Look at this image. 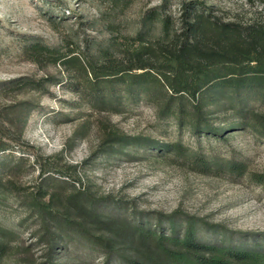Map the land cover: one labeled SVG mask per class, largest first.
Listing matches in <instances>:
<instances>
[{
  "label": "rangeland",
  "instance_id": "1",
  "mask_svg": "<svg viewBox=\"0 0 264 264\" xmlns=\"http://www.w3.org/2000/svg\"><path fill=\"white\" fill-rule=\"evenodd\" d=\"M194 11L264 26V0H0V264H120L114 252L129 245L112 219L166 231L195 221L205 241L264 247L253 177L264 175V132L250 117L264 113V86L210 92L193 130L189 94L181 124L178 94L161 111L172 92L159 77Z\"/></svg>",
  "mask_w": 264,
  "mask_h": 264
},
{
  "label": "trees",
  "instance_id": "2",
  "mask_svg": "<svg viewBox=\"0 0 264 264\" xmlns=\"http://www.w3.org/2000/svg\"><path fill=\"white\" fill-rule=\"evenodd\" d=\"M215 23L194 11L188 26L182 27L183 33L186 34L184 40H180L175 50L171 52V60L164 62L165 65H169L171 72H164L159 77V85L164 87L161 82L163 79L172 92L170 95L165 92L169 96L161 111L163 112L178 94V105L173 115L179 119L180 124L187 118L184 112L185 96L183 94L187 93L194 100L197 99L196 103L191 105L192 112H188L193 116L189 123L192 130L193 121L207 120L208 113L205 109L208 106L206 100L210 92L219 93V96L224 91L223 88L229 86L231 91L234 88L233 91L240 95L243 89L251 85H258L261 88L264 86V77H260L264 74V26H248L239 30L233 29L232 26H216ZM74 59L79 61V58L73 55L56 58L63 64ZM224 62L229 63L227 66L230 70L229 76L220 68ZM122 72L123 70L108 73L107 76ZM230 81H232L231 84ZM240 106L244 107L246 104L241 101ZM250 115L261 124L264 132V113L251 110ZM194 130L202 132L204 128L198 126V129L194 128ZM117 137L118 141L127 143L142 142L138 137ZM148 142L167 152L179 154L184 152L180 142L166 144ZM194 160L197 163H203L197 161V156H194ZM227 169L230 173H236L239 176H245L248 172L244 163L235 161L228 162ZM253 177L254 179L256 177L258 183L264 186L263 174H253ZM81 207L84 208L82 204ZM94 214L104 223L101 214ZM186 224V226L174 224L169 231H166L160 230L159 227H145L126 221H122L121 224L112 219L106 222L105 226L129 245V250L121 252L117 249L114 252L120 264H264V247L205 241L199 235L202 228L198 229L197 222L189 221ZM111 255L112 252L109 251V257H112Z\"/></svg>",
  "mask_w": 264,
  "mask_h": 264
}]
</instances>
